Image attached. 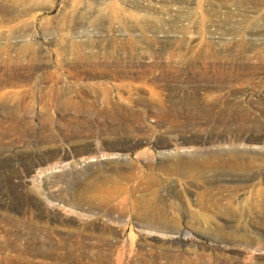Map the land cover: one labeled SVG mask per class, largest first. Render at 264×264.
Masks as SVG:
<instances>
[{"label":"rangeland","instance_id":"1","mask_svg":"<svg viewBox=\"0 0 264 264\" xmlns=\"http://www.w3.org/2000/svg\"><path fill=\"white\" fill-rule=\"evenodd\" d=\"M101 1L0 22V264H264V0Z\"/></svg>","mask_w":264,"mask_h":264},{"label":"bare ground","instance_id":"2","mask_svg":"<svg viewBox=\"0 0 264 264\" xmlns=\"http://www.w3.org/2000/svg\"><path fill=\"white\" fill-rule=\"evenodd\" d=\"M31 1L34 0H0V22H7L10 19V15L12 12L18 11L20 8H26L30 4ZM36 1V0H35ZM96 2L103 4L101 0H96ZM119 0H117V3ZM121 14L127 15V16H139L136 12H126L122 10L121 8L112 9L109 13L103 12L100 10L98 12V16H120ZM24 50H20L19 53L22 54ZM242 133H245L247 131V127L242 126L240 128ZM262 155V153H256L255 156H251V154H247V151H238V150H231L223 154H219L216 156H213L214 163L213 168L216 171H222V172H234V173H240L241 175H245L251 171H253V168L257 166L259 163V156ZM169 158V157H166ZM148 187V186H144ZM141 196V195H140ZM146 205V206H145ZM150 202H147L146 197L141 196V198L135 197L132 198V200L125 199L124 201H121L120 204L117 205L120 206V209H143L145 207H149Z\"/></svg>","mask_w":264,"mask_h":264}]
</instances>
